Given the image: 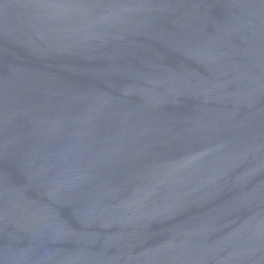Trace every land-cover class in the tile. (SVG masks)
Returning <instances> with one entry per match:
<instances>
[{"label":"water","instance_id":"obj_1","mask_svg":"<svg viewBox=\"0 0 264 264\" xmlns=\"http://www.w3.org/2000/svg\"><path fill=\"white\" fill-rule=\"evenodd\" d=\"M0 264H264V0H0Z\"/></svg>","mask_w":264,"mask_h":264}]
</instances>
